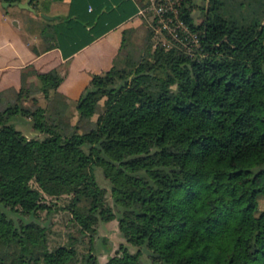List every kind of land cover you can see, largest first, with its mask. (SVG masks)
I'll list each match as a JSON object with an SVG mask.
<instances>
[{
  "label": "trees",
  "instance_id": "trees-1",
  "mask_svg": "<svg viewBox=\"0 0 264 264\" xmlns=\"http://www.w3.org/2000/svg\"><path fill=\"white\" fill-rule=\"evenodd\" d=\"M235 1L238 14L229 0H208L196 24L193 0H179L178 18L198 48L157 46L148 69L139 61L125 77L113 66L93 74L75 123L55 97V69L37 74L47 106L18 102L23 88L0 105V264H264V0ZM168 79L171 96L142 91ZM23 116L41 138L16 127ZM217 165L225 172L208 181ZM33 180L71 195L82 232L117 217L136 251L100 263L90 251L78 256L75 240L51 249L39 214L50 208Z\"/></svg>",
  "mask_w": 264,
  "mask_h": 264
},
{
  "label": "crops",
  "instance_id": "crops-1",
  "mask_svg": "<svg viewBox=\"0 0 264 264\" xmlns=\"http://www.w3.org/2000/svg\"><path fill=\"white\" fill-rule=\"evenodd\" d=\"M0 0V105L10 93L38 86L55 69V97L74 103L93 74L115 67L139 0H30L31 9ZM26 0H7V2ZM46 14L50 17H44Z\"/></svg>",
  "mask_w": 264,
  "mask_h": 264
},
{
  "label": "rangeland",
  "instance_id": "rangeland-1",
  "mask_svg": "<svg viewBox=\"0 0 264 264\" xmlns=\"http://www.w3.org/2000/svg\"><path fill=\"white\" fill-rule=\"evenodd\" d=\"M227 1V0H226ZM235 0L227 2V9L235 14L240 13L244 8L236 6ZM179 0H139L141 11L139 16L132 20L129 27L124 31L123 42L120 52L115 62V72L126 76L137 62H140L141 69H148V62L151 52L157 46H175L186 52H194L198 48V40L195 32H192L184 26L178 18L177 4ZM254 4V0H252ZM208 0H193L191 5V16L196 24L204 19L205 7ZM238 7V8H237ZM160 75H165L162 70H157ZM142 91L148 92L153 96L160 94H173V81L170 79L163 83L153 82L142 88ZM16 93H10L6 98L8 101L3 104L14 103L17 100ZM18 102L25 106L34 108L36 105L47 106L48 100L38 92L37 87L29 88L28 95L23 94V98ZM74 103H67V115L71 123H75L78 113ZM96 115L92 117L95 119ZM15 125L20 129L27 138H41L43 135L32 127L31 119L27 116L17 117L14 120ZM37 159V164H39ZM58 166L62 165L59 159L56 161ZM225 166L217 165L207 171V180L211 181L215 174H223ZM96 179L98 183L106 189L107 202L113 207L111 198L110 182L104 177L101 168H96ZM34 187H37L43 194L42 201L45 202L50 210L39 211L42 218L49 222L48 244L51 249L60 245H69L74 241L77 255L80 256L88 251L96 255L100 263H104L110 256L121 253L124 249L134 253L137 247L129 244L125 237V231L121 230L117 217L105 222L98 221L94 225V231H81V227L74 220L68 209V203L71 198L70 194L54 196L50 194V186L39 182L31 181ZM259 206H263V201L259 200ZM257 214V211H253ZM145 255V254H144ZM145 257V256H144Z\"/></svg>",
  "mask_w": 264,
  "mask_h": 264
},
{
  "label": "water",
  "instance_id": "water-1",
  "mask_svg": "<svg viewBox=\"0 0 264 264\" xmlns=\"http://www.w3.org/2000/svg\"><path fill=\"white\" fill-rule=\"evenodd\" d=\"M29 1L30 0H26L24 2H19V1H12V2H7V1H3V5L6 6L8 4H16L18 5L19 7H22V8H28V9H31V7L29 6ZM44 17H50V16H47L46 14H42Z\"/></svg>",
  "mask_w": 264,
  "mask_h": 264
}]
</instances>
